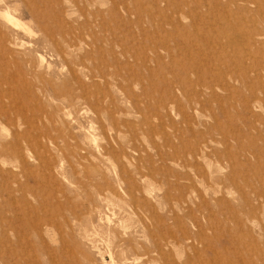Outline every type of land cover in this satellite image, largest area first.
<instances>
[{
  "label": "rangeland",
  "instance_id": "1",
  "mask_svg": "<svg viewBox=\"0 0 264 264\" xmlns=\"http://www.w3.org/2000/svg\"><path fill=\"white\" fill-rule=\"evenodd\" d=\"M0 15V264H264V0Z\"/></svg>",
  "mask_w": 264,
  "mask_h": 264
},
{
  "label": "bare ground",
  "instance_id": "2",
  "mask_svg": "<svg viewBox=\"0 0 264 264\" xmlns=\"http://www.w3.org/2000/svg\"><path fill=\"white\" fill-rule=\"evenodd\" d=\"M0 19L3 21V22H5L7 25H9L10 27L12 26L13 28L14 27H16V28H21L22 26L21 25H19V23H16L15 21H14V19H12V18H10L9 16H7V15H0ZM22 24V23H21ZM23 26H24V24H23ZM30 29V28H29ZM41 32H44L45 33V31L42 29L41 30ZM33 34V33H32ZM83 41V38H81L80 36H75V35H73V36H69V38H67V39H63V42H64V44L66 45V48H73L74 46H76L77 44H79L80 42H82ZM60 46V45H59ZM77 47H78V45H77ZM61 52V51H60ZM59 52V53H60ZM58 56H60V55H58ZM63 56V55H62ZM61 56V57H62ZM66 56L64 55V57L63 58H65ZM82 63V62H81ZM83 64V63H82ZM81 65V64H80ZM83 66V65H82ZM44 75V74H43ZM85 99V98H84ZM63 102V101H62ZM83 112V111H82ZM1 113V112H0ZM39 116V115H38ZM12 117V116H11ZM11 121L13 120V118H11L10 119ZM3 121V120H2ZM17 122V121H16ZM8 123L9 124H11L9 121H8ZM7 123V124H8ZM15 126V128H16V125H14ZM10 128V127H9ZM10 130V129H9ZM14 131V130H13ZM7 132V131H6ZM11 132V131H10ZM15 133V132H14ZM12 134V133H11ZM16 134V133H15ZM14 134V135H15ZM16 136H17V134H16ZM16 136H14V137H16ZM12 137H13V135H12ZM3 148V147H2ZM48 232V231H47ZM158 252V251H157ZM157 254V253H156Z\"/></svg>",
  "mask_w": 264,
  "mask_h": 264
}]
</instances>
